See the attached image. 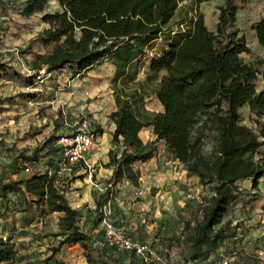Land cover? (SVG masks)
<instances>
[{
    "label": "rangeland",
    "instance_id": "374dc122",
    "mask_svg": "<svg viewBox=\"0 0 264 264\" xmlns=\"http://www.w3.org/2000/svg\"><path fill=\"white\" fill-rule=\"evenodd\" d=\"M25 2L0 0V181H19L42 171V166L54 171L57 138L73 132L86 120L97 133V149L71 172L57 175L56 185L79 212V227L89 236L91 248H106L103 255L111 264H145L132 253L106 244L103 219L108 217L117 233L126 234L134 243L148 245L165 264H264V174L255 186L251 180L238 183L241 195L228 205L210 232L214 239L221 229L220 237L216 242L204 243L193 258L196 228L211 204L214 190L211 184L189 176L184 164L173 159L167 146L156 140L151 127L143 128L139 137L145 143L155 142L157 152L147 161L134 164L137 183L123 178L104 199L101 210L97 208L101 195L111 186L114 170L109 164V152L117 149L112 143L115 126L110 119L116 109V92L144 82L151 62L162 55L168 44L163 38L152 41L117 80L116 67L109 59L83 75L73 76L72 70L53 76L45 73L44 67L40 71L34 68L36 55L50 52L56 43L52 41L54 35L60 43L69 31L56 20L44 18L59 10L55 3L48 1L43 12L26 17L21 14ZM222 2L182 1L168 28L188 30L198 10L204 14L206 25L214 29ZM250 3L264 12V0H249ZM249 4L240 3L239 18L249 17L245 8ZM246 37L251 51L243 53L242 58L252 61L263 56L254 35L246 31ZM164 74L161 71L157 81ZM259 76L264 87V71ZM154 85L146 86L144 103L151 114L162 109L152 94ZM239 112L241 124L255 127L257 116L247 105ZM217 144L218 132L209 123L202 146L206 158L217 155ZM262 157L264 147L254 159ZM14 195L0 197V236L15 247L21 264H87L80 243L64 245L45 262L52 255L51 248L58 245L59 238L54 236L58 220L55 214L47 220L40 216L37 223L24 226L26 221H19L9 204V200H15Z\"/></svg>",
    "mask_w": 264,
    "mask_h": 264
},
{
    "label": "trees",
    "instance_id": "16d2710c",
    "mask_svg": "<svg viewBox=\"0 0 264 264\" xmlns=\"http://www.w3.org/2000/svg\"><path fill=\"white\" fill-rule=\"evenodd\" d=\"M50 0H26L21 14L29 17L44 11ZM59 10L45 15L68 30L62 42L56 41L47 54H37L34 68L56 76L73 72L83 75L105 59L116 67L114 80L123 77L131 64L152 41L163 38L167 49L150 64L144 82L116 92V109L110 119L115 128L109 152L114 166L110 187L97 202L101 210L104 199L123 178L137 183V162H145L157 152L155 142H143L139 132L151 127L157 141L167 146L173 159L186 167L189 176L202 184H211L214 196L193 239V258L200 247L214 239L210 236L228 205L242 193L239 182L251 180L254 186L264 174V157L254 155L264 147V87L259 72L264 71V55L245 61L243 53L251 48L246 31L254 35L264 53V12L249 0H223L218 20L210 29L204 14L196 10L188 30L168 28L178 5L185 0H57ZM195 3L213 0H193ZM249 17H238L240 3ZM47 40V39H45ZM0 68L1 65H0ZM165 74L158 80L159 73ZM160 103V112L151 114L145 107L146 86ZM247 105L257 116L255 127L239 121L240 108ZM202 117H206L199 124ZM263 118L262 120L259 118ZM211 123L218 132L217 155L208 159L202 153L205 128ZM119 150V154H117ZM57 175L34 174L19 181H0V197L28 193L38 207L61 212L58 220V245L51 248L48 263L64 245L80 243L87 264H111L106 248L93 249L89 236L79 227V212L56 185ZM105 246H107L105 244ZM0 264H21L15 247L0 236Z\"/></svg>",
    "mask_w": 264,
    "mask_h": 264
},
{
    "label": "built area",
    "instance_id": "2783aa9c",
    "mask_svg": "<svg viewBox=\"0 0 264 264\" xmlns=\"http://www.w3.org/2000/svg\"><path fill=\"white\" fill-rule=\"evenodd\" d=\"M90 126V123L85 120L73 132L57 138L56 169L48 171L50 175L71 172L74 167L85 162L88 153L97 149V133ZM25 170L29 172L28 168ZM103 227L107 245H113L121 252L132 253L145 264H165L161 257L153 252L148 245L134 243L126 234L117 233L110 218L105 217L103 219Z\"/></svg>",
    "mask_w": 264,
    "mask_h": 264
},
{
    "label": "crops",
    "instance_id": "0c3cea01",
    "mask_svg": "<svg viewBox=\"0 0 264 264\" xmlns=\"http://www.w3.org/2000/svg\"><path fill=\"white\" fill-rule=\"evenodd\" d=\"M50 1L55 3L59 7L57 0H50ZM114 128L115 127H113V130ZM55 165H56V160H55ZM40 169H42V171H38L36 174H43L45 172L51 171L49 166H42ZM14 198H15L14 201L9 200V204L14 207L13 212L17 215L16 217L18 218V220L21 221L22 223L26 221L24 226L29 225V224H34V222L37 223L38 218L40 216L44 217V220L51 218L53 214H55L57 220H59V218L62 216L61 212L49 211L47 209H43L42 207H38L34 202L35 197L28 193L15 194ZM58 231H59V228H58ZM56 238H59V237H56Z\"/></svg>",
    "mask_w": 264,
    "mask_h": 264
}]
</instances>
